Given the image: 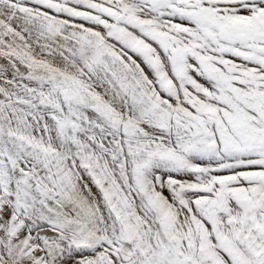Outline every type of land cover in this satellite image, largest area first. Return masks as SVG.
<instances>
[{
    "label": "snow or ice",
    "instance_id": "6c2138e0",
    "mask_svg": "<svg viewBox=\"0 0 264 264\" xmlns=\"http://www.w3.org/2000/svg\"><path fill=\"white\" fill-rule=\"evenodd\" d=\"M0 264H264V0H0Z\"/></svg>",
    "mask_w": 264,
    "mask_h": 264
}]
</instances>
